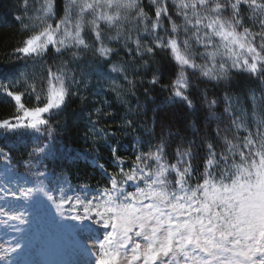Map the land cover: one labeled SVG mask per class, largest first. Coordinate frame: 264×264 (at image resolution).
Returning a JSON list of instances; mask_svg holds the SVG:
<instances>
[{
    "label": "trees",
    "instance_id": "1",
    "mask_svg": "<svg viewBox=\"0 0 264 264\" xmlns=\"http://www.w3.org/2000/svg\"><path fill=\"white\" fill-rule=\"evenodd\" d=\"M39 2L0 0V82L40 70L0 94V161L114 196L121 172L139 173L178 212L264 167V15L248 7L261 0H133L79 44L63 37L71 0Z\"/></svg>",
    "mask_w": 264,
    "mask_h": 264
},
{
    "label": "rangeland",
    "instance_id": "2",
    "mask_svg": "<svg viewBox=\"0 0 264 264\" xmlns=\"http://www.w3.org/2000/svg\"><path fill=\"white\" fill-rule=\"evenodd\" d=\"M261 2L248 6L259 16L264 15ZM70 4L63 37L79 44L82 29H96L100 19L108 21L109 14L130 7L133 0ZM66 57L59 59L61 66ZM28 64L14 70L24 82L30 71L32 77L40 73L34 63ZM86 66L83 77L95 70L91 63ZM16 77L2 79L0 94L8 95ZM173 98L185 99L179 92ZM47 144L32 153L49 156ZM121 174L114 183V196L105 189L75 187L39 163L19 173L0 161V264H264L263 165H255L249 179L221 189L217 201L180 212L167 195L146 191L148 179L141 174ZM47 197L59 208L57 216L65 219L64 224L54 220L55 214L50 219L44 213L43 207L50 206ZM117 197L122 208L115 204ZM149 201L165 210H155Z\"/></svg>",
    "mask_w": 264,
    "mask_h": 264
}]
</instances>
